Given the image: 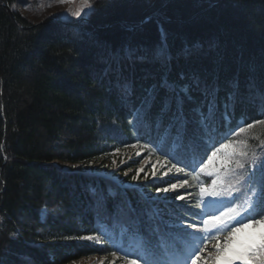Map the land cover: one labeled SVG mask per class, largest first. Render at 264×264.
Listing matches in <instances>:
<instances>
[{"label":"trees","instance_id":"1","mask_svg":"<svg viewBox=\"0 0 264 264\" xmlns=\"http://www.w3.org/2000/svg\"><path fill=\"white\" fill-rule=\"evenodd\" d=\"M16 4L0 0V262L74 264L111 256L115 249L109 239L120 235L123 245L132 240L124 227L126 205L112 214L118 202L127 200L137 206L147 197L156 198L155 205L177 233L179 214L185 208L199 211L192 207L199 189L186 174L191 169L180 174L173 169L163 177L172 183L187 179L191 187L159 197L155 189L165 186L160 173L172 163H192L193 145L162 139L160 131L130 114L132 105L121 99L120 85L126 80L133 89L132 101L138 103L144 90L159 80V65L123 61L117 71L113 56L129 43L151 51L161 41L162 27L173 57L170 78L218 62L221 86L238 76L246 93L250 78L258 86L264 82V0H94L85 20L63 23L56 15L32 21ZM197 45L199 55H181L184 48ZM218 115L223 117V109ZM258 119H264V105L245 96L218 123H223V134L229 125ZM229 139L238 151H247L248 162L254 154L264 160V124ZM117 149L124 150L122 156L114 155ZM162 153L170 158L163 167ZM114 157L115 176L66 168L98 159L112 163ZM141 167L139 180L132 182ZM212 178L199 174L205 185ZM259 179L260 172L246 179L234 193V203L243 205ZM109 189L114 198L107 195ZM184 193H192L189 201L175 200ZM87 235H99L105 243L76 239ZM132 249L143 264L150 259L137 245ZM165 258L161 253L160 259Z\"/></svg>","mask_w":264,"mask_h":264},{"label":"snow or ice","instance_id":"2","mask_svg":"<svg viewBox=\"0 0 264 264\" xmlns=\"http://www.w3.org/2000/svg\"><path fill=\"white\" fill-rule=\"evenodd\" d=\"M60 2L63 3L64 0ZM84 3L88 6V0H84ZM82 11H77L74 15L81 17ZM90 11L92 8L88 6V12ZM150 19L147 18L145 22ZM160 31L161 41L151 51L129 43L114 54L117 71L123 61L133 64L156 63L161 71L159 80L144 90L138 103L132 101L133 89L125 80L120 85L121 99L132 105L130 114L160 131L162 139L173 137L181 144L185 141L191 142L194 148L192 163L185 164L184 167L172 163L167 171L160 173L165 186L156 187L155 192L159 197L160 193L178 192L179 189L191 187L187 179H177L175 183L163 180L173 169L180 174L185 173V168H190L191 171L186 174L196 181L195 186L199 189V198L192 207L199 211L193 212L185 208L178 216L180 229L177 233L171 230L173 226L164 219L163 211L155 205L156 198L153 197L138 201L137 206H133L131 200L118 202L112 214L117 215L124 211L126 205L125 232L150 257L145 260V264H264V160L256 158L254 154V158L248 162L247 151H238L234 142L229 139L255 124H264V119L255 120L253 123L245 121L243 126L229 125L228 131L223 134V123H218L223 117H230L245 96L253 103L264 105V82L258 86L250 78L246 93H242L239 77L234 76L222 87L219 83L218 62L210 69H194L187 74H179L177 78H170L173 57L167 45V33L162 27ZM198 49V45L186 47L181 55L191 58L199 55ZM250 70L255 71L254 66ZM222 91L225 93L223 97L220 96ZM221 109L223 117L218 115ZM214 127L216 130L212 133ZM137 155L140 153L137 152ZM162 155L166 159L161 167L170 159L167 153ZM233 163L236 169L229 167ZM143 171V167L138 168L131 181L137 182ZM257 172H260V179L252 195L243 205L234 203V193L240 192L245 180ZM200 173L213 177L211 184L205 185L200 181ZM151 174L153 178L157 177L156 165H153ZM147 175L145 173V179ZM233 177H238L235 183L232 182ZM90 192L95 198L96 188H91ZM107 195L114 198L116 193L109 189ZM191 197L192 193L177 194L175 200L189 201ZM164 198L168 199L167 196ZM217 203L220 207L215 211L207 210L209 205ZM185 216L188 217L187 220L184 219ZM246 229L253 231L246 232ZM76 239L105 243L99 235L80 236ZM210 241H215L212 245L213 251H207ZM161 253L166 257L163 260L160 259ZM204 253L207 254L202 255ZM112 255L115 257L117 252L113 251ZM124 259L125 264H138V258L125 255Z\"/></svg>","mask_w":264,"mask_h":264},{"label":"rangeland","instance_id":"3","mask_svg":"<svg viewBox=\"0 0 264 264\" xmlns=\"http://www.w3.org/2000/svg\"><path fill=\"white\" fill-rule=\"evenodd\" d=\"M94 0H88V6H92ZM23 13H25L32 21H41L43 18L51 17L56 15L59 19L64 22H71L80 17L74 15L75 12L83 10L81 12V17H86L88 12V6L85 5L84 0H64L63 3L60 0H17L15 5ZM87 13V14H85ZM125 149V148H124ZM133 150H131L132 152ZM124 150L114 151V155L122 156ZM116 162L117 157L113 158ZM120 164L123 163V158L120 159ZM119 164V165H120ZM100 165V167H99ZM99 168H98V167ZM235 163L231 164L229 167L234 169ZM66 168H74L80 170V172H104L106 174L115 176L116 165L114 162L111 163V160L98 159L90 164L85 166H70L67 165ZM217 205H220L217 203ZM246 232H251L253 229H246ZM215 243L212 242L210 247L207 246V251H213L212 245ZM125 252V250H124ZM204 253L202 255H206ZM125 255L128 256V253H123V249L114 257L113 255L108 257L94 256L81 259L74 264H125ZM107 260V261H106ZM106 261V262H105ZM239 264V262H238Z\"/></svg>","mask_w":264,"mask_h":264},{"label":"water","instance_id":"4","mask_svg":"<svg viewBox=\"0 0 264 264\" xmlns=\"http://www.w3.org/2000/svg\"><path fill=\"white\" fill-rule=\"evenodd\" d=\"M81 20H85V19H81ZM57 22H61L60 20H56Z\"/></svg>","mask_w":264,"mask_h":264}]
</instances>
